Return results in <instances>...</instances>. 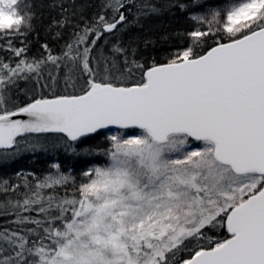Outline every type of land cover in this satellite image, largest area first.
I'll return each instance as SVG.
<instances>
[{
	"label": "snow or ice",
	"instance_id": "6c2138e0",
	"mask_svg": "<svg viewBox=\"0 0 264 264\" xmlns=\"http://www.w3.org/2000/svg\"><path fill=\"white\" fill-rule=\"evenodd\" d=\"M31 7L0 0V47L11 53L0 58V149L15 154L25 134L55 133L76 153L104 136L108 162L85 170L78 187L54 163L35 189L25 182L22 199L0 202L13 225L0 228V264H264V0H227L193 16L207 28L162 63L137 59L120 38L159 12L154 5L100 0L59 55L44 44L39 59L26 56L24 39L13 46L33 28ZM49 65L48 95L14 97L20 81L40 87ZM129 129L139 131H120ZM69 181L71 197L42 191Z\"/></svg>",
	"mask_w": 264,
	"mask_h": 264
},
{
	"label": "trees",
	"instance_id": "16d2710c",
	"mask_svg": "<svg viewBox=\"0 0 264 264\" xmlns=\"http://www.w3.org/2000/svg\"><path fill=\"white\" fill-rule=\"evenodd\" d=\"M32 5L31 11L34 13L32 20L33 28L25 38L13 39L14 47H21V39L27 44L26 56L29 59H39L44 54L42 45L47 44L52 52L59 55L63 46L68 42L77 24H82L90 19L99 8L100 0H26ZM227 0H136L141 5L156 6L159 12L149 13L140 17L139 23H131L128 29L120 34V38L125 44L131 43L137 48V59L141 61L165 62V57L177 49H184L190 43L188 33L196 29H206L207 25L193 20V16H203L212 9L222 6ZM180 4L185 5L183 9ZM137 9L133 7L131 12L127 13L128 20H135ZM147 11V9H145ZM67 16L68 23L63 27L55 24ZM57 33H60L57 35ZM6 44V41L0 40V46ZM214 41L208 40V43L198 51H206L208 47L213 46ZM104 45V40L98 42L97 47ZM11 53L0 47V58L8 60ZM53 75L56 70L49 66L43 69V77L40 81V87L36 86L35 79L31 81H20L19 91H14L13 95L20 102L28 99V95L41 91L44 95L49 94L52 88V82L49 79L48 72ZM47 82L48 87H43ZM59 91L63 90V81H60ZM27 93V95H26ZM128 133L138 132L136 130H126ZM28 140L21 146L19 152H13L14 149L0 150V202L6 198L13 200L22 199V194L27 191L25 182L35 189L36 182L44 175L53 170L52 165L58 164L62 173L70 175L75 181V187L83 179L82 173L93 167H104L108 162V157L103 154V149L108 145L106 137L99 136L89 138L86 143L79 144L76 153L71 150H65L57 137L62 135H26ZM20 139V138H18ZM31 145H37L34 149ZM87 149H91L88 154ZM7 151V155H4ZM5 181L8 185H19L17 192L11 190L5 193ZM46 195H55L57 197H71L74 194V185L69 181L67 185L56 186L54 189H43ZM25 215L36 216V212L25 213ZM12 217L0 215V228L13 227L8 221ZM210 235L223 237L226 233L223 230L209 231ZM186 256L187 253H184Z\"/></svg>",
	"mask_w": 264,
	"mask_h": 264
},
{
	"label": "rangeland",
	"instance_id": "374dc122",
	"mask_svg": "<svg viewBox=\"0 0 264 264\" xmlns=\"http://www.w3.org/2000/svg\"><path fill=\"white\" fill-rule=\"evenodd\" d=\"M113 132H116L117 130H112ZM57 170L55 169V168H53V170L50 172V173H48V174H46V175H44L43 177H41V179H39L38 181H41V180H43L44 179V177H46L47 175H49V174H53V173H55ZM59 171H60V169H59ZM61 172V171H60ZM62 173V172H61ZM64 174V173H63ZM65 175H67V174H65ZM37 181V182H38ZM36 182V183H37ZM0 186H2L1 185V183H0Z\"/></svg>",
	"mask_w": 264,
	"mask_h": 264
},
{
	"label": "water",
	"instance_id": "95a60500",
	"mask_svg": "<svg viewBox=\"0 0 264 264\" xmlns=\"http://www.w3.org/2000/svg\"><path fill=\"white\" fill-rule=\"evenodd\" d=\"M112 130H116V129H112ZM25 135H62V134H55V133H46V134H25Z\"/></svg>",
	"mask_w": 264,
	"mask_h": 264
}]
</instances>
